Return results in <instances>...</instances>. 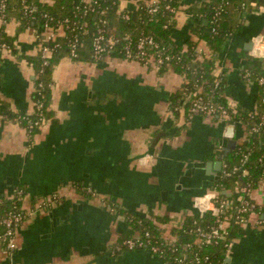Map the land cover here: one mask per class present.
I'll return each instance as SVG.
<instances>
[{"label": "crops", "instance_id": "crops-1", "mask_svg": "<svg viewBox=\"0 0 264 264\" xmlns=\"http://www.w3.org/2000/svg\"><path fill=\"white\" fill-rule=\"evenodd\" d=\"M138 1L122 0L120 7L135 9ZM207 1L180 0L176 42L196 40L188 8ZM245 3L214 55L213 74L221 76L226 100L254 113L258 85L243 72L253 58L264 75V0ZM18 23L15 16L5 23L14 51H0V102L11 114L26 115L33 111L29 59L37 53L41 29ZM199 45L208 53L202 41ZM51 80L48 117L32 137L0 112V197L24 191L27 214L16 228L15 248H0V264H163L147 249L114 252L118 237L132 230L109 206L115 203L138 217L167 216V226L179 225L197 212V197H208L222 176L224 157L245 140L248 129L241 122L174 113L170 101L183 79L170 66L160 71L112 56L76 61L62 55ZM222 193L236 198L229 189ZM250 196L264 208V178ZM258 212L231 241L223 264H264L263 212Z\"/></svg>", "mask_w": 264, "mask_h": 264}, {"label": "trees", "instance_id": "trees-1", "mask_svg": "<svg viewBox=\"0 0 264 264\" xmlns=\"http://www.w3.org/2000/svg\"><path fill=\"white\" fill-rule=\"evenodd\" d=\"M121 1L5 0L3 15L0 13L2 20L0 43L8 44L10 51H14L13 38L6 34L5 23L12 16L17 17L18 24L22 28L41 29L37 33L39 38L43 36L44 23L54 28L57 34L49 40L41 39L42 45L53 48L45 66L41 65L38 51L29 59L34 70L32 113L13 115L0 102L1 114L17 119L30 137L36 134L40 128L33 126V122L39 115L45 120L48 117L53 65L62 55L70 57V44L73 40H76L75 56L70 58L76 61H94L92 42L98 28H102L104 35L113 42V49L107 56L124 59L125 47L135 51V44L137 45L141 38L150 37L158 48L162 49L161 52L170 57L169 66L183 79L170 101V108L174 113L181 110L189 113L187 117L193 115L190 111L191 105L198 96L215 107H225L224 82L221 76L216 77L213 74L214 55L232 34L233 14L245 8V0H208L199 6L188 8L195 17L192 32L196 34V40L191 39L183 44L176 42L172 36L175 14L180 9V0H158V9L153 13L149 12L151 7L147 0H139L135 9L121 8ZM165 5H169L173 11L166 10ZM65 19L68 20L69 26L65 27L66 24L60 26L59 23H63ZM201 41L206 45L208 53L199 55L196 47ZM146 50L153 54L156 49ZM104 57L105 55L102 56ZM166 68L162 66L159 70L163 71ZM243 73L247 74L254 83L263 75L260 72V63L253 58L250 59ZM215 79L220 80L217 87L214 86ZM258 89V104L254 113L243 112L239 108L235 111L228 109L227 118L223 120L226 123L227 119L233 123L241 122L248 130L256 128L224 157L222 176L212 185V190L217 193V202L227 199L222 191L229 189L233 196L239 198L235 205L223 211L219 219L210 211L202 214L196 212L186 215L177 226H167L169 223L167 216L138 217L121 211L115 203H112L110 206L113 211L124 215L126 223L132 230L131 233H124L118 237L113 245L115 253L128 250L124 244L126 240L138 239L142 242V246H135L132 250L155 246L158 248L155 255L161 258L163 264H223L228 253V244L243 233L244 225L251 214L242 210L246 202L254 204V210L263 212L262 222H264V208L256 205L250 196L253 188L264 178V103L261 101L262 86L258 85ZM36 106H39V110H36ZM15 197L13 198L12 195L0 197V215L10 209L24 211L21 205L24 191L20 195L21 200L16 201ZM222 222L227 223L226 236L205 243L200 236L201 233L218 228ZM1 231L0 227V233ZM0 248L6 250L3 242Z\"/></svg>", "mask_w": 264, "mask_h": 264}, {"label": "built area", "instance_id": "built-area-1", "mask_svg": "<svg viewBox=\"0 0 264 264\" xmlns=\"http://www.w3.org/2000/svg\"><path fill=\"white\" fill-rule=\"evenodd\" d=\"M148 5H150L149 12L153 13L158 9L157 3L158 0H147ZM5 8V0H0V13L1 15L3 10ZM164 8L166 10L173 11V9L169 5H165ZM68 20L65 19L63 23L61 24H66L65 27L69 26L67 25ZM104 23V22H103ZM58 28V27H57ZM42 32L45 40L52 39L53 37L56 36L57 32L54 28H52L48 23H44L42 26ZM36 41H37V51L40 54L41 58V65L45 66L48 63V58L50 54L53 51L52 47H49L47 45H42L41 44V39L39 38L38 35L35 36ZM259 42V37L255 39L252 43L257 45ZM75 45H76V40H73L70 44V57L75 56ZM92 47H93V52H92V58L94 61L100 60L103 55L107 56L113 49V42L111 39L107 38L104 35V30L102 28H98L96 35L93 38L92 42ZM148 48H154L156 49L153 54L149 53L146 49ZM10 46L6 43H0V51L6 50L10 51ZM162 49L158 48V45L150 38V37H143L141 38L137 45L135 44V51H131L129 47L124 48V59L125 60H130V61H137L139 63H142L144 65H152L155 69H160L162 66L169 67V61L170 57L168 55H164L161 52ZM197 53L199 55H202L203 53H206V51L203 50L202 46L199 44L196 47ZM218 77V76H216ZM247 81H251L250 78L246 75H244ZM220 80L215 79L214 81V86L217 87L219 84ZM258 85L262 86V98L261 101L264 103V76L261 75L258 77L257 82ZM231 109L233 111L237 110V106L232 100H226L225 107L223 106H214L212 105L209 101H203L201 96H198L194 101L192 102L191 105V113L192 114H201L209 118L217 117L220 120H224L227 118V110ZM36 110H39V106H36ZM15 121H18L17 119ZM45 119L42 115H39V117L33 122V126H36L38 128H41L44 123ZM229 122L230 120L227 119ZM256 128H252L251 130H247L248 135L251 134L252 131H255ZM87 191L90 194H94V192L91 189H87ZM15 193L12 195V197L16 201L21 200L22 198L20 197L22 190L16 189L14 191ZM217 193L212 190L209 194L208 197H197L194 201L195 208L197 209V213L202 214L205 211H210L212 215H214L217 219H219L220 215L222 214L223 211H226L227 209L231 208L237 200L239 199L238 197L232 198V199H225L221 202H217ZM209 201V207L206 205V201ZM45 203H41V206H44ZM109 209L113 211V208L109 206ZM254 204H248L247 202L245 203V207L242 208L243 211H249L251 214L255 213L258 214L259 212L254 210ZM27 214L25 211H22L21 209L19 210H8L4 214L0 215V227L2 229L0 233V244L3 242L5 245L6 250H13L15 248V243H14V237H15V232L16 228L26 219ZM226 222H222L218 228H212L210 232L207 233H201V237L203 238V241L205 243H209L212 241V239H222L226 236ZM136 243V244H135ZM230 242L228 244V252L231 247ZM126 248L128 250H132L135 246L140 247L142 246V242H140L138 239L136 241H133L131 239L126 240L124 242ZM150 251L152 254L155 255L157 253L158 248L155 246H150L147 249Z\"/></svg>", "mask_w": 264, "mask_h": 264}, {"label": "water", "instance_id": "water-1", "mask_svg": "<svg viewBox=\"0 0 264 264\" xmlns=\"http://www.w3.org/2000/svg\"><path fill=\"white\" fill-rule=\"evenodd\" d=\"M229 129H230V130H234V126H230ZM228 137L230 138V137H232V136H229V135H228ZM227 146H228V148H230V149L233 148V147H234V141H233V140L229 141V143H228ZM228 148L225 149V151H229ZM218 166H219V169H220V166H221V163H220V162L218 163Z\"/></svg>", "mask_w": 264, "mask_h": 264}]
</instances>
